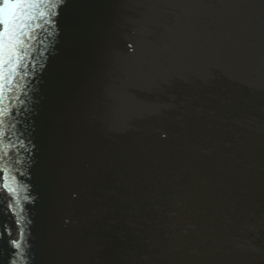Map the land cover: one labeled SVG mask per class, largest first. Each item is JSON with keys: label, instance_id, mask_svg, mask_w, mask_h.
Segmentation results:
<instances>
[{"label": "water", "instance_id": "95a60500", "mask_svg": "<svg viewBox=\"0 0 264 264\" xmlns=\"http://www.w3.org/2000/svg\"><path fill=\"white\" fill-rule=\"evenodd\" d=\"M9 3L0 264L264 256V0Z\"/></svg>", "mask_w": 264, "mask_h": 264}, {"label": "snow or ice", "instance_id": "6c2138e0", "mask_svg": "<svg viewBox=\"0 0 264 264\" xmlns=\"http://www.w3.org/2000/svg\"><path fill=\"white\" fill-rule=\"evenodd\" d=\"M4 2V8L5 9H17V8H20L22 7L21 4L19 3H16V4H13V3H9V0H3ZM2 23L5 24V35H10L11 33L9 32L8 30V26L11 24L12 26V29L15 30L17 27H24L23 24H20V25H16L15 23H13L12 21H10L7 17H5L2 21H0Z\"/></svg>", "mask_w": 264, "mask_h": 264}, {"label": "flooded vegetation", "instance_id": "af4514ba", "mask_svg": "<svg viewBox=\"0 0 264 264\" xmlns=\"http://www.w3.org/2000/svg\"><path fill=\"white\" fill-rule=\"evenodd\" d=\"M260 231H261V234L264 233V227H262ZM262 243H261V246H264V240L262 241ZM254 264H264V256L256 259L255 262H254Z\"/></svg>", "mask_w": 264, "mask_h": 264}]
</instances>
